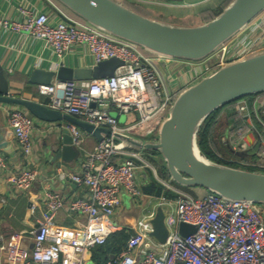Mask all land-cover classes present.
Here are the masks:
<instances>
[{
    "label": "built area",
    "instance_id": "1",
    "mask_svg": "<svg viewBox=\"0 0 264 264\" xmlns=\"http://www.w3.org/2000/svg\"><path fill=\"white\" fill-rule=\"evenodd\" d=\"M48 1L61 19L54 20L43 10L19 3L14 17L0 15V31L25 32L43 41L57 58L80 46L95 63L116 57L122 64L107 77L54 79L48 84L35 85L37 95L46 98L45 106L94 126L106 127L109 133L102 134L101 141L86 149L84 142L88 133L65 123L63 127L80 155V171L73 173L57 168L55 176L87 188L86 197L69 202V209L81 221L72 227L57 224L55 218L63 199L58 192L45 188V210L37 219V226L29 232V238L21 231L7 236L0 234L3 264H264L263 203L229 199L210 191L196 196L168 182H163L164 186L176 197H157V207L166 212L164 222L168 234L163 243L147 234L151 230L148 220L154 216V210L137 221V228L119 253L98 263L90 259L91 250L120 229L110 218L120 206L122 195L131 199L143 196L136 178L138 172L149 166L142 153L122 147L114 134H132L148 128L143 137L156 138L179 92L220 67L264 51V31L258 28L259 24L251 20L206 58L188 61L150 53L66 11L55 0ZM129 1L147 4L167 0ZM162 62L173 68L181 63L185 70L182 66L183 69H174L166 77L160 69ZM258 94L236 101L234 112L243 123L220 139L232 150H237L236 145L245 150L247 145L242 138L249 130L263 146L260 156L264 157V98L260 99ZM111 110L120 115L132 114L134 120L120 122ZM6 124L29 163L34 149L32 117L24 109L14 107L6 110ZM28 165H22L8 176L17 190H27L36 180L37 168ZM0 166H5L2 155ZM29 209L35 212L34 205L30 204ZM181 223L190 224L195 230L182 236Z\"/></svg>",
    "mask_w": 264,
    "mask_h": 264
},
{
    "label": "water",
    "instance_id": "2",
    "mask_svg": "<svg viewBox=\"0 0 264 264\" xmlns=\"http://www.w3.org/2000/svg\"><path fill=\"white\" fill-rule=\"evenodd\" d=\"M72 14L118 38L133 42L146 51L162 56L199 61L264 11V0H231L212 19L195 26H177L148 18L128 8L120 0H55ZM122 61L111 57L92 66L60 65L55 70L34 68L28 81L48 84L58 80H89L111 76ZM264 92V51L229 63L188 85L175 97L156 138L143 139L148 128L136 133H115L122 147L156 151L162 157L168 181L182 187H199L222 197L264 204V171L247 170L212 161L197 145V133L214 111L243 97ZM0 103L21 107L49 122L72 123L92 135L97 142L108 134L106 127L94 126L74 116L50 109L44 104L9 94V83L0 64ZM150 129V128H149ZM63 146L57 157L70 160L77 151L71 136L63 129ZM166 212L161 206L148 220L147 234L163 243L168 230ZM195 228L179 225L186 236Z\"/></svg>",
    "mask_w": 264,
    "mask_h": 264
},
{
    "label": "crops",
    "instance_id": "3",
    "mask_svg": "<svg viewBox=\"0 0 264 264\" xmlns=\"http://www.w3.org/2000/svg\"><path fill=\"white\" fill-rule=\"evenodd\" d=\"M208 1L210 0H167L163 3L140 4L147 6L148 9L154 12L155 16L146 15L148 18L171 25L195 26L205 22V15H202V12L210 7H206L211 3ZM19 3L29 4L33 8L43 10L52 16L54 20L61 19L60 14L48 0H0V15L14 17ZM254 21L259 24L258 28L264 31V11L254 18ZM0 64L8 79L10 95L45 104L46 98L37 95L35 92L36 84L32 85L28 81L29 74L34 68L52 71L61 64L76 67L92 66L96 63L92 56L80 46L74 47L61 58H57L43 41L32 38L25 32L0 31ZM182 66L179 63L177 68H173L162 62L160 69L163 75L167 77L174 69H183ZM183 67V70H185V66ZM257 96L263 99L264 92ZM14 107L21 108L13 104L0 103V155L3 156L5 163V166H0V234L7 236L12 232L21 231L28 234L29 238V232L37 226V219L45 210L46 202L43 197L45 188L58 192L63 199V206L58 211L55 222L67 227L77 226L81 218L69 209V202L75 198L86 197L88 190L85 186L75 184L69 179H58L55 176L57 168L73 173L80 171V155L73 144L77 151L76 157L70 160L57 157V153L60 152L63 146V126L65 122L45 121L28 112L33 119L31 136L34 142V149L28 163L17 146L12 130L6 124V110ZM229 108L226 106L221 110L226 115L225 119H227ZM110 113L117 117L120 122L133 117L132 115L117 114L115 110H111ZM227 130L225 128L223 134ZM142 138L145 139V137ZM242 140L246 142L247 148L240 151V153H234L238 156L243 155L247 161L246 164L256 165L264 171V157L260 156V150L263 146H260L256 134L248 130L244 133ZM96 142V139L88 134L85 137L84 146L86 149H90ZM140 153L144 155L149 163V166L138 172L136 178L142 192L143 188L149 185L152 180L163 185V182L173 185L172 182L160 177L157 173V164L160 162L161 165H165L159 153L150 150H142ZM25 164L35 166L38 174L32 185L27 190L21 191L17 190L8 181V176ZM186 191L195 193L193 195L197 196L204 194L206 190L199 187H188ZM157 197L143 192V196L140 198L131 199L123 194L121 204L110 218V222L119 226L120 229L123 227L130 228L133 233L137 228V221L143 219L149 212L156 210ZM30 204L35 207L34 213L30 212ZM4 262V254L0 252V264Z\"/></svg>",
    "mask_w": 264,
    "mask_h": 264
},
{
    "label": "trees",
    "instance_id": "4",
    "mask_svg": "<svg viewBox=\"0 0 264 264\" xmlns=\"http://www.w3.org/2000/svg\"><path fill=\"white\" fill-rule=\"evenodd\" d=\"M137 5H141L142 8H145L144 11L146 15L149 16H154V12L148 9L147 6L143 4H138L135 2ZM222 8H218L216 12L213 13V16L217 14ZM209 9H206L202 12V15H206L205 13L208 12ZM210 14V13H209ZM212 14H210L211 16ZM211 18V17H210ZM247 96V98L252 97ZM233 102L223 106L222 108L212 112L203 122L201 125L198 133H197V145L201 152L204 154V156L212 161L223 163L226 165L234 166V167H240V168H245L247 170H261L255 165L251 164H242L241 162L247 163L246 159L242 156L235 155L237 157V161H230L227 159L222 158L224 154H227L226 152L230 149L231 147L228 143H223L220 139V136H222L221 133L216 132L217 125H218V115L220 111L225 108L226 106L231 105ZM227 121L229 124V131L234 132L242 123L243 120L241 118L236 117L235 112H229L227 115ZM246 128H243L242 131L245 132ZM232 156V155H231ZM157 173L160 177L164 179H168V173L166 171V168L164 165H159L157 164ZM172 184L178 188L187 190L186 187H182L180 185H177L172 182ZM143 192L146 194H151L154 196H165L167 198H175L176 194L168 189L166 186L163 184L152 180V182L147 185L146 187L143 188ZM132 234V230L127 227H123L119 230L114 231L106 240L105 243L96 246L91 250V261L93 263H98L101 261H104L108 259L112 255H116L119 253L126 245V241L129 237V235Z\"/></svg>",
    "mask_w": 264,
    "mask_h": 264
},
{
    "label": "rangeland",
    "instance_id": "5",
    "mask_svg": "<svg viewBox=\"0 0 264 264\" xmlns=\"http://www.w3.org/2000/svg\"><path fill=\"white\" fill-rule=\"evenodd\" d=\"M124 5H126L128 8H130V9H132V10H134V11H136L137 13H139V14H142V15H144V16H146V14H143V13H145V11H144V9L145 8H142L141 7V5H137V4H135V2H132V1H129V0H120ZM231 0H210V1H208V2H211L210 4H208V5H206V7L207 6H210L208 9V12H206L205 14L206 15H208V16H206L205 17V22L206 21H208V20H210V19H212L213 17H215V15L213 16V13L214 12H216L217 11V9L218 8H224L229 2H230ZM207 2V3H208ZM138 4H140V3H138ZM212 14L211 16H210V14ZM155 16V15H154ZM154 16H152V17H154ZM147 17V16H146ZM211 17V18H210ZM235 106H236V101H234L231 105H229L228 107H230L229 109L231 110H229L228 109V113L229 112H233L234 110H235ZM223 111H221V113H222ZM219 113V115H218V117H217V119H218V127H217V129H216V132H219V133H223V131H224V129L226 128V129H228L227 131H229V124L227 123V119H225V117H226V115H224L225 113ZM227 113V114H228ZM130 115H132V114H130ZM133 117H131V118H129V119H127V121H133L134 120V115H132ZM223 135V134H222ZM146 138V137H145ZM220 138H221V136H220ZM237 150H232V148H231V150L229 149L226 153L227 154H224V156L222 157V158H224V159H238L237 157H235V153L234 152H238V153H240V151H242V150H240V148H239V146H237L236 145V147H235ZM232 155V156H231ZM159 165H161V163L159 162ZM163 166V165H162ZM165 166V165H164ZM190 193H192V192H190ZM192 194H195V193H192Z\"/></svg>",
    "mask_w": 264,
    "mask_h": 264
}]
</instances>
